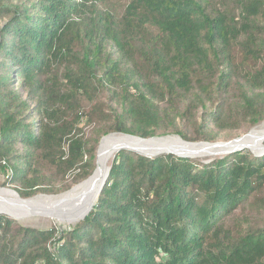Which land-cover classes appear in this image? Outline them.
Wrapping results in <instances>:
<instances>
[{
  "label": "trees",
  "instance_id": "obj_1",
  "mask_svg": "<svg viewBox=\"0 0 264 264\" xmlns=\"http://www.w3.org/2000/svg\"><path fill=\"white\" fill-rule=\"evenodd\" d=\"M10 1L0 0V170L23 199L54 192L45 166L75 184L93 174L100 138L81 125L109 109L94 100L103 89L125 110L102 135L153 138L158 104L194 91L220 100L217 123L264 120V0H232L231 10L226 0H125L120 19L89 22L107 0ZM198 129L196 139L179 135L214 139ZM110 167L75 227L38 231L0 214V264H264V228L226 223L251 199L264 211V157L203 164L122 150Z\"/></svg>",
  "mask_w": 264,
  "mask_h": 264
},
{
  "label": "rangeland",
  "instance_id": "obj_2",
  "mask_svg": "<svg viewBox=\"0 0 264 264\" xmlns=\"http://www.w3.org/2000/svg\"><path fill=\"white\" fill-rule=\"evenodd\" d=\"M232 0H226L227 7L231 10L232 4L230 3ZM28 0H11L10 6L13 7L17 4L27 3ZM216 7H220V0H214ZM222 2V1H221ZM126 9V1L125 0H107L102 4H97L96 9H91L88 13L89 21H96L95 19H91L92 17L95 18L98 13H108L109 15L114 16L116 20L120 19V17L124 14ZM98 20V18H97ZM75 50L79 51V45L75 47ZM113 52V49L110 50ZM106 89L101 91L94 99L97 102H101L105 105L109 106L107 109L105 106H102L100 111L96 113V119L91 124L87 123L88 118L84 120V123L81 125L83 134L93 143V140L96 136H99V142L96 147L95 152V170L97 169V160H98V151L102 140L112 134H122L112 132L108 135H102L106 129L114 125L118 119V115H123L125 108L117 101H112V92ZM111 90V89H110ZM121 89L119 88V91ZM27 91L24 93V98L26 97ZM83 100V109L84 112L91 111V104L87 99ZM205 101V107H202V102ZM229 101L224 105L227 108V104ZM204 104V103H203ZM220 100L215 98V100L207 101L202 98L198 91H194L189 96H180L177 99H170L167 98L164 102H160L159 108L161 111L162 117V125L160 129L157 130V135L154 136L155 138H166V137H177L180 134L186 136L187 139H196L199 135V125H204L205 133L210 134L214 139L213 140H199V141H189L181 138L189 143H209V144H230L234 141L242 139L248 136L254 129L264 124V120L261 121L256 126H249L247 123H242L241 125H236V117H238V113L232 115L231 119L223 120L221 123L215 122L211 114L219 110ZM233 104V102H231ZM223 105V104H222ZM193 106V107H192ZM224 108V114L227 113V109ZM100 112H105L108 118L102 116ZM229 115V111L227 116ZM112 116V117H111ZM222 117V116H221ZM209 120V121H208ZM175 121V122H174ZM104 131V132H103ZM150 139V138H149ZM264 146V144H263ZM17 150L20 154L23 152V148L17 147ZM237 152H244L249 151L255 157H264V148L263 149H255L253 145L247 144H239L236 149H233ZM229 154H221L208 157L207 159L204 158H191L192 160L198 161L203 164H208L213 162L214 160L222 159ZM113 162V160H112ZM111 162V164H112ZM110 164V165H111ZM94 170V171H95ZM45 171L47 175L52 177L53 183L49 186V188L54 191L51 193H39L36 196L32 197L35 198L37 196H48V197H56L66 194L72 191L74 188L79 186V184L74 183V176L68 175L66 177L56 176L55 169L51 167L45 166ZM94 173V172H93ZM7 174L0 170V212H3L5 209H15L14 206V191L16 189V185L7 184ZM84 182V181H83ZM264 196V191L261 193ZM30 198V199H32ZM21 211L20 213H14L15 216L19 217L16 221L17 224L32 228L38 231L42 230H49L52 228H57L58 230L67 229L69 227H75L77 224H67V225H60L53 219L47 218L46 216H39L34 214H26L23 215ZM12 219V218H11ZM227 225L233 229L237 230L240 228H247V226H252L254 228H264V211H259L254 203L253 199L249 201L248 204H245L239 207L230 217L226 220ZM236 232V231H234Z\"/></svg>",
  "mask_w": 264,
  "mask_h": 264
},
{
  "label": "bare ground",
  "instance_id": "obj_3",
  "mask_svg": "<svg viewBox=\"0 0 264 264\" xmlns=\"http://www.w3.org/2000/svg\"><path fill=\"white\" fill-rule=\"evenodd\" d=\"M253 145L257 150L264 146V124L254 129L248 136L226 146L187 144L177 137H166L151 141H141L121 134L110 135L100 144L97 170L94 176L84 184L74 188L70 193L59 197H37L24 201L14 198L15 209L4 211L18 220L14 213L46 216L60 225L77 224L90 211L98 200L101 186L107 178L108 168L115 155L122 150H130L145 155H178L204 158L221 155L222 151L236 149L239 144ZM260 151V150H259ZM223 155V154H222Z\"/></svg>",
  "mask_w": 264,
  "mask_h": 264
},
{
  "label": "water",
  "instance_id": "obj_4",
  "mask_svg": "<svg viewBox=\"0 0 264 264\" xmlns=\"http://www.w3.org/2000/svg\"><path fill=\"white\" fill-rule=\"evenodd\" d=\"M112 135H115V134H112ZM121 135H124V136H127V137H131V138H134V139H137V140H141V141H151V140H156V139H162L161 137H160V138H155V137H153V138H150V139H144V138L137 137V136H133V135H129V134H121ZM177 138H179L180 140H182L184 143H187V144H195V143H189V142L184 141L180 136H177ZM104 139H105V138H104ZM104 139H103V140H104ZM103 140H102V141H103ZM239 140H241V139H239ZM239 140H237V141H239ZM237 141H234L233 143H235V142H237ZM200 144H206V145H218V146H226V145H227V144H224V143H219V144L200 143ZM230 144H231V143H230ZM234 152H237V151H235V150H226V151H222V152H220L219 154H231V153H234ZM139 154L142 155V156L148 157V158H155V157L161 156V155H158V154H154V155H145V154H142V153H139ZM167 155H170V154L168 153ZM175 156H178V155H175ZM178 157H180V158H193L192 156H183V155H182V156H178ZM114 158H115V157H114ZM97 162H98V161H97ZM96 170H97V169H96ZM96 170L94 171V173H93V174H92L87 180H85V181L82 182L81 184H84V183H86L87 181H89V180L94 176ZM110 170H111V167L108 168L107 178H106V180L103 182V185L101 186L100 193L102 192V190H103V188H104V186H105V184H106V181H107V179H108V176H109V172H110ZM81 184H80V185H81ZM70 192H71V191H70ZM70 192H68V193H70ZM13 193H14L15 197H18L20 200L28 201V200H32V199H34V198H32V199H30V198H29V199H23V198L20 197V195H19L16 191H14ZM68 193H66V194H68ZM66 194H63V195H61V196H64V195H66ZM99 195H100V194H99ZM37 197H41V196H37ZM37 197H35V198H37ZM43 197H48V196H43ZM56 197H59V196H56ZM92 209H93V208H92ZM92 209H91L90 211H88V212L83 216V218H82L81 221H83V220L89 215V213L92 211ZM0 214H5V215L9 216L10 218L16 220L14 217H12L10 214H8V213L5 212V211L0 212Z\"/></svg>",
  "mask_w": 264,
  "mask_h": 264
}]
</instances>
